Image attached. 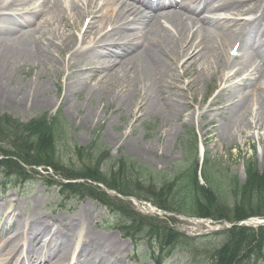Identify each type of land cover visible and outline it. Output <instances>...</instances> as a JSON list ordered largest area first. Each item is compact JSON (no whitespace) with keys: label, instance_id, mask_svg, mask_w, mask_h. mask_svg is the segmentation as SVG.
Returning <instances> with one entry per match:
<instances>
[{"label":"bare ground","instance_id":"1","mask_svg":"<svg viewBox=\"0 0 264 264\" xmlns=\"http://www.w3.org/2000/svg\"><path fill=\"white\" fill-rule=\"evenodd\" d=\"M213 1L187 0L186 15L171 9L151 12L148 0H0V100L47 106L53 77L63 75L61 101L81 113V120L108 121L105 106L110 104L112 115L126 111L133 117L124 132L109 135L111 141H132L136 121L162 119L157 134L162 142L136 145L134 151L142 155L164 154L178 126L195 122L196 116L200 127L208 125L220 139L263 142L264 0ZM242 15L250 16L249 28ZM81 18L87 20L78 29ZM24 66H40L44 75H53L8 86ZM207 80L216 81V94L207 103L204 95L197 101ZM16 216L10 210L3 221L2 228L15 226L0 237V264H59L58 259L121 264L117 253L124 244L110 234L88 231L90 217L67 220L64 235L32 214ZM72 235L77 240L70 243Z\"/></svg>","mask_w":264,"mask_h":264},{"label":"rangeland","instance_id":"2","mask_svg":"<svg viewBox=\"0 0 264 264\" xmlns=\"http://www.w3.org/2000/svg\"><path fill=\"white\" fill-rule=\"evenodd\" d=\"M86 20L87 18H81L78 21L77 28H83ZM38 71L40 72V76L36 75ZM52 75L53 74L44 75V71L41 70L40 66H24L17 70L11 79L7 80L6 84L8 86L18 87L20 84L26 85L43 81L44 79L51 78ZM56 76L57 77H53L51 88L47 92L48 97L52 98H50L51 103L49 105L44 106V104L41 105L37 103L35 106L30 107L24 104H3L0 100V115H5L11 120L17 119L19 123L25 124L34 118H39L45 114L51 116L56 111L60 110L64 123L66 124V134L64 137L66 145L61 142H56L53 146L56 152H64L60 154L61 156L58 162L62 163V167H68L66 168V174H73V169L74 172H76L77 170L83 169L84 165H87L85 167L92 168V163L89 164L81 161L78 154L83 149L90 147L93 142L101 145L110 156L111 161L126 156L136 161L138 164L145 165L152 170L168 173L172 171L173 166L183 162L184 159L189 156L190 149L187 152V147L189 146V142L193 139L194 132L197 142H199L200 152L211 161L213 170L235 176L241 182L245 181L242 157L253 155L257 161L258 170L264 172V141L259 142L257 138H244L239 142L220 139L212 135L208 125L200 127L197 116L195 122L193 121L178 126V134L170 140L169 147L164 154L142 155L134 151L136 145L142 146L152 144L156 146L162 142V139H157L159 128L162 126V119L160 117L154 118L152 116L146 117L140 122L136 121L133 126L134 130L130 133L132 137V141L130 142L122 144L120 141H118L119 143L115 140L111 141L109 135L117 137L119 133L124 132L127 129L128 122L130 121L133 123V117L126 113V111H123L119 116H117L116 113L112 115L114 105L110 104L105 106V115L108 116V121H103L99 124L95 122L88 123L81 120V113L71 112L68 103L65 104L61 101L64 76ZM215 83L216 81L211 82L207 80L205 84L200 85V91L196 100L199 101L201 95H204L205 103L213 98L217 89ZM39 96L41 99H44V91H40ZM81 96H83V94H81ZM72 100L74 102H79V98L77 97L72 98ZM95 103L96 101L93 100L92 104L95 105ZM85 107H89L88 104H86ZM238 112L239 110H237L236 114ZM98 113L100 117L104 115L101 108L98 109ZM242 126L245 127V125L241 124V127ZM12 137L13 138L7 137L4 143L10 145V150L21 151V140L17 139L15 136ZM48 147L49 146H44V149ZM39 152L41 154V150ZM201 153H199V157H201ZM31 154L36 155L34 152H31ZM58 155H56L57 158ZM40 158L43 159V157ZM11 159L16 160L14 156ZM30 165L31 164H27L25 167L20 165V167H22L21 172L25 170L29 175L32 174V170H34L33 173L37 170L40 175L38 174L36 177L32 175V178L28 180L29 182L23 185L17 184L20 180L18 174L9 178H5L4 176L2 179L0 178V187H2L1 184L14 185L8 186L4 191L5 194H0V237L7 236L15 226V222H11L6 225L5 228H2L3 221L6 218L5 213L10 210L17 213L16 217L23 218L28 214H32L36 219L41 218L44 221H48L52 227L57 226L59 230H62L61 233L64 235V224L68 222L67 220L77 218L81 215L91 218V221H88L86 224L88 231H92L96 235L110 234L124 244L121 253H117L121 264H158L160 262H163L162 264H211L213 253L210 250L217 245L218 241L222 240L221 236H215L214 233L216 232L213 231L223 226V220L225 218L219 219L217 217L208 216L206 218L215 219L216 221L207 222L205 221L206 219H189L185 215L176 214L171 216L168 215L165 219H161L160 221L158 218L149 216L152 219L145 221H149L151 225L159 226L162 224L167 227L170 232V234L167 232L168 238L172 237L174 232H178L196 239L195 244H192V242H190L191 239L188 238L177 240L178 245L174 248L175 251L173 253L169 251L166 255H163V257H159L156 250L153 248L151 249V247H153L151 238L145 237L143 240H137L133 232L130 234L128 224L125 223L126 220L124 217L119 215L115 209L111 210L108 207L106 208L99 202L87 197H70L72 200H69L70 198H63L60 195L61 190L59 191L57 186L50 185L51 182L49 179H44V177L47 176V172L44 171L46 166L38 167L32 164L35 167H31L32 165ZM105 167V165H102L103 170ZM0 171L3 170L0 169ZM48 172L51 174L50 170ZM4 175L8 176L7 174ZM93 186L94 185L91 186L92 189L95 188ZM95 191L92 190L93 193H95ZM123 196L122 198H118L120 199L119 202L122 203L125 208H129L135 214H139L137 210L147 212L145 211L146 208H142L139 203L132 201L129 197L127 198V195ZM109 198L112 200L113 197L110 196ZM232 206V203L224 204L221 207L218 205L214 213L216 214L217 211L221 210L217 215L220 216L224 214V216H226V213L229 212ZM238 208L245 210L246 206H240ZM116 216H119V220ZM55 218H57V220H55ZM120 228L124 230L125 233L121 232ZM75 240H77V236L72 235L70 243H73V241L75 242ZM10 243L15 247L18 244L17 241H10ZM58 262L59 264H66V262L61 259Z\"/></svg>","mask_w":264,"mask_h":264},{"label":"trees","instance_id":"3","mask_svg":"<svg viewBox=\"0 0 264 264\" xmlns=\"http://www.w3.org/2000/svg\"><path fill=\"white\" fill-rule=\"evenodd\" d=\"M65 134L66 129L60 112L51 117L43 115L34 118L25 124L0 115V156L3 157L0 159V169L6 174L22 173L19 170L20 164L11 159L14 156L26 164L52 167L55 173L65 179L87 178L102 183L122 195L146 199L162 209L187 216L225 218L233 222L249 217L264 218V173H259L254 158L244 159L246 179L241 182L235 176L212 170L208 159L204 160L199 172L195 141L192 143L189 156L173 166L172 171L168 173L152 170L126 156L111 161L101 145L93 142L90 147L78 154L81 161L92 163V168L83 164V169L76 172L73 169V174H66L68 167H62V163L58 162L60 154L64 152H56L53 146L56 142L66 145ZM12 136L21 140V151L10 150V145L4 143L7 137L13 138ZM44 146L53 147L44 149ZM31 152L36 155H32ZM102 165L106 166L104 170ZM199 175L204 185L200 184ZM60 184L69 194L82 190L105 203L111 210L115 209L128 221L127 223H130V227L137 234L145 235L147 232L146 236L153 238L162 250L175 247L177 240L184 238L178 232H174L173 236L168 238L169 230L166 226L151 225L145 220L152 218L133 213L129 208H125L118 198L113 197L112 201L97 186H93L95 188L92 189L91 185L85 186L81 183ZM92 190L97 191L93 193ZM227 203H232L233 206L226 216L217 215L221 210L214 213L218 205L221 207ZM240 206H246V209L241 210L238 208ZM214 235H220L222 240L210 250L213 253L211 264H264V225L257 227L238 225L216 232ZM190 242L195 244V239H191Z\"/></svg>","mask_w":264,"mask_h":264}]
</instances>
